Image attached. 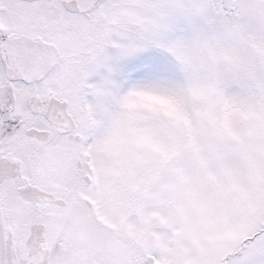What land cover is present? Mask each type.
Returning a JSON list of instances; mask_svg holds the SVG:
<instances>
[{
    "label": "snow or ice",
    "instance_id": "6c2138e0",
    "mask_svg": "<svg viewBox=\"0 0 264 264\" xmlns=\"http://www.w3.org/2000/svg\"><path fill=\"white\" fill-rule=\"evenodd\" d=\"M0 264H264V0H0Z\"/></svg>",
    "mask_w": 264,
    "mask_h": 264
}]
</instances>
